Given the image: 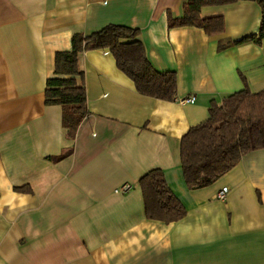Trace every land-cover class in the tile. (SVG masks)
I'll return each mask as SVG.
<instances>
[{"label":"crops","instance_id":"1","mask_svg":"<svg viewBox=\"0 0 264 264\" xmlns=\"http://www.w3.org/2000/svg\"><path fill=\"white\" fill-rule=\"evenodd\" d=\"M188 1L0 0V264H264V149L198 190L180 166L181 138L211 105L264 90V39L244 40L261 9L203 8L223 18L212 36L170 29ZM108 25L138 31L154 70L176 74V97L143 96L108 50L85 52L88 115L70 141L61 106L45 104L55 55ZM155 169L186 210L177 222L146 217L138 181Z\"/></svg>","mask_w":264,"mask_h":264},{"label":"trees","instance_id":"2","mask_svg":"<svg viewBox=\"0 0 264 264\" xmlns=\"http://www.w3.org/2000/svg\"><path fill=\"white\" fill-rule=\"evenodd\" d=\"M239 1L256 2L261 9L257 35L244 39L260 44L264 39V0H190L183 5V17L168 26L198 28L209 36L220 34L224 30L222 16L205 18L201 10ZM138 36L137 30L108 25L86 37L74 35L71 51L56 53L54 77L46 83L45 104L61 106L62 127L68 140H74L77 128L88 115L84 75L78 66L85 52L108 50L117 69L133 82L139 94L174 101L176 74L154 70ZM260 149H264V90L252 93L245 84L242 91L230 95L221 105H211L208 119L181 138L180 166L185 184L189 190L206 188L232 170L245 154ZM138 184L147 219L170 224L185 217V208L168 187L161 170H151Z\"/></svg>","mask_w":264,"mask_h":264},{"label":"built area","instance_id":"3","mask_svg":"<svg viewBox=\"0 0 264 264\" xmlns=\"http://www.w3.org/2000/svg\"><path fill=\"white\" fill-rule=\"evenodd\" d=\"M194 101V99L193 98H190V99H185L183 102H193ZM130 190V186L129 185H124L123 187H121V188H119L116 192L118 193H126V192H128ZM227 192H228V189L227 188H223V189H221L219 192H218V194H217V198L219 199V200H223V199H225V197H226V194H227Z\"/></svg>","mask_w":264,"mask_h":264}]
</instances>
